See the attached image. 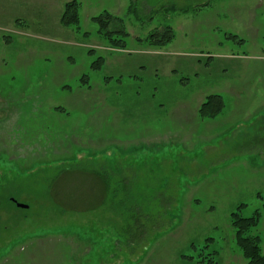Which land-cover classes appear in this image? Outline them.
Returning <instances> with one entry per match:
<instances>
[{
    "label": "rangeland",
    "instance_id": "1",
    "mask_svg": "<svg viewBox=\"0 0 264 264\" xmlns=\"http://www.w3.org/2000/svg\"><path fill=\"white\" fill-rule=\"evenodd\" d=\"M68 1L0 0V264H247L229 217L264 197V0H76L78 30ZM164 26L167 45L136 41ZM214 93L222 117L199 118ZM123 200L155 209L132 242Z\"/></svg>",
    "mask_w": 264,
    "mask_h": 264
},
{
    "label": "trees",
    "instance_id": "2",
    "mask_svg": "<svg viewBox=\"0 0 264 264\" xmlns=\"http://www.w3.org/2000/svg\"><path fill=\"white\" fill-rule=\"evenodd\" d=\"M79 4L76 0H71L65 3L63 12L60 16V25L63 27H71L75 30L79 29V12L78 7ZM92 22L98 25V32L108 37L109 44L114 49L126 47L125 41L118 38H112L114 35L117 37L125 38L128 36L126 31L123 28L122 19L114 16L111 13L103 12L92 18ZM110 29V30H109ZM174 38V32L169 26H164L159 30H155L151 32L146 38H136V41H147L150 45L162 47L167 45ZM101 60L102 58H98ZM82 82L86 80L84 78L81 79ZM225 103L223 97L220 94L214 93L206 95L202 103L199 104L197 114L201 119H214L216 118L224 109ZM60 110V108H57ZM108 172V171H107ZM121 173V172H120ZM106 172L102 175H99V184H107L112 185L111 182H107ZM106 177V179H105ZM118 177V176H116ZM65 178L64 175L56 174L51 181H59ZM74 178V176H73ZM72 178V179H73ZM94 179L93 174H88L87 179L84 180L85 184H90L91 179ZM97 178V177H96ZM79 176L77 177V181H79ZM97 182V180H95ZM116 185L113 186V190L116 193L117 189L122 192V199H127V193L130 182L126 179H115ZM138 193H141L138 191ZM142 194V193H141ZM173 195V194H171ZM262 202L261 207L256 209L250 216H242L240 212V206H237V210L232 211L229 217V223L234 232V242L237 248L240 250L242 257L247 261V264H264V252H262L261 247L259 246V236L252 232V230L257 226L260 211L264 212V197H262L259 193L256 195ZM171 201H173L172 196H169ZM124 201V200H123ZM12 202V201H11ZM124 203V204H123ZM170 203V202H169ZM164 204H167L164 202ZM171 206V204H168ZM121 209H117L120 211V214L124 217V225L121 226L120 231L123 236H128L132 241L138 240L137 235L139 237L144 231L143 221L146 220L148 216L154 215V208L150 205V207H144L143 204H129L126 205L125 201L122 204L119 203ZM157 210V209H156ZM158 211V210H157ZM136 238V239H135ZM211 237L205 239L204 248L208 247V243H210ZM210 256L207 259L208 264H214V259L217 255L216 251H212L208 254ZM201 262H204L200 260Z\"/></svg>",
    "mask_w": 264,
    "mask_h": 264
},
{
    "label": "crops",
    "instance_id": "3",
    "mask_svg": "<svg viewBox=\"0 0 264 264\" xmlns=\"http://www.w3.org/2000/svg\"><path fill=\"white\" fill-rule=\"evenodd\" d=\"M182 57H186V56H182ZM235 60V59H234ZM189 62V61H188ZM236 71H237V69H236ZM237 73V72H236ZM257 81H259V79L257 80ZM262 87H264V86H262ZM261 87V88H262ZM242 90V88L240 87V86H238V87H236L235 85H230V88L228 89V92L230 91V92H236V91H241ZM217 94H219V93H217ZM236 94H238V93H236ZM221 95V94H220ZM206 96V95H205ZM222 96V95H221ZM223 97V96H222ZM236 100L238 101V98H236ZM237 107V106H236ZM236 107H234V108H236ZM224 108H225V106H224ZM224 110V109H223ZM223 110H222V112L217 116V117H222L221 115H223ZM264 110V109H263ZM236 112V110L235 109H231L230 110V112H229V114H230V118L229 119H232V115L234 114ZM242 118V117H241ZM214 119H216V118H214ZM214 119H212L211 121H213ZM228 119V120H229ZM256 123H258V122H256ZM262 123V127H264V120L262 121V122H260V123H258V125H260ZM260 127V126H259ZM264 139V138H263ZM206 140H208V139H206ZM261 143H263L264 144V141L262 140L261 141Z\"/></svg>",
    "mask_w": 264,
    "mask_h": 264
},
{
    "label": "water",
    "instance_id": "4",
    "mask_svg": "<svg viewBox=\"0 0 264 264\" xmlns=\"http://www.w3.org/2000/svg\"><path fill=\"white\" fill-rule=\"evenodd\" d=\"M11 200L14 201V199H11ZM16 205H17L18 207H21V208H27V206L24 205V204L16 203Z\"/></svg>",
    "mask_w": 264,
    "mask_h": 264
}]
</instances>
